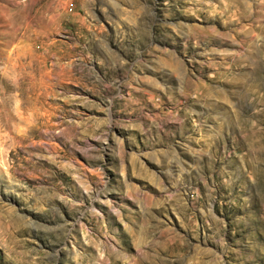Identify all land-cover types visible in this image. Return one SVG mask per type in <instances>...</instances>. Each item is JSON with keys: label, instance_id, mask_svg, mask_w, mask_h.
Returning <instances> with one entry per match:
<instances>
[{"label": "rangeland", "instance_id": "rangeland-1", "mask_svg": "<svg viewBox=\"0 0 264 264\" xmlns=\"http://www.w3.org/2000/svg\"><path fill=\"white\" fill-rule=\"evenodd\" d=\"M0 264H264V0H0Z\"/></svg>", "mask_w": 264, "mask_h": 264}]
</instances>
